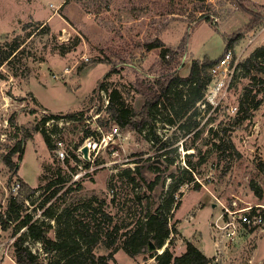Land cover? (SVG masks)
Listing matches in <instances>:
<instances>
[{"label":"rangeland","instance_id":"rangeland-1","mask_svg":"<svg viewBox=\"0 0 264 264\" xmlns=\"http://www.w3.org/2000/svg\"><path fill=\"white\" fill-rule=\"evenodd\" d=\"M244 4L264 17V0ZM250 19V12L230 0H0V58L7 43L23 41L32 33L11 62L0 61V212L5 210L10 186L14 189L20 179L39 188L29 208L36 220L54 225L53 237L60 227L43 215L50 206L59 214L69 210L61 220L64 229H72L75 219L91 218V207L101 206L125 228L154 209L162 189L151 193L147 183L155 178L157 165L165 169L164 157H158V145L149 139V130L123 129L109 120L105 106L111 92L118 90L124 103L140 113L144 105L140 91L159 89L169 76H189L196 60L217 61L228 47L237 52L245 48L251 37L243 29ZM252 30L253 43L244 60L264 46V18ZM157 40L170 50L166 59L162 48H149ZM253 75L264 79L254 72L239 77L218 105L199 107L200 125L193 131L182 128L188 124L186 115L175 124L165 121L169 111L150 124L161 139L173 143L167 156L174 164L163 172V193L188 178L183 172L189 169L188 161L195 167V181L179 186L175 195L182 204L170 224L179 234H173L172 245L167 241L166 247L176 256L186 251L189 240L204 246L201 251L212 259L211 264H264V224L241 227L234 239L214 229L224 212L221 203L237 209L253 207L264 214V101L255 106L263 98L258 91L264 84ZM247 89H251L250 98L244 102ZM79 112L83 116L62 130L67 147H77L87 127L100 125L99 120L108 121L107 126L100 125L106 134L119 128L117 135L108 138L109 147L103 141L99 144L96 151L102 152L89 168L73 152L69 159L59 160L39 129L46 115ZM20 139H24L25 153L22 160L18 154L12 156L18 167L9 183L12 170L5 158ZM220 141L235 146L231 165L230 151L220 153L215 146ZM184 144L193 148L186 150ZM192 153V158L186 157ZM124 171H130V176L122 175ZM172 172L176 178L169 177ZM59 173L65 183L48 202L51 191L46 188L56 183ZM77 173L81 176L75 179ZM195 182L200 184L198 190H194ZM96 223L102 231L108 228L100 215ZM26 231L21 228L18 236ZM13 232L0 228V264L15 262ZM120 234L109 264H157L160 250L145 247L131 257ZM216 238L220 240L217 247ZM26 245L46 263L55 260L56 254L44 253L38 241L28 239ZM111 250L99 244L95 253L108 255Z\"/></svg>","mask_w":264,"mask_h":264},{"label":"trees","instance_id":"trees-1","mask_svg":"<svg viewBox=\"0 0 264 264\" xmlns=\"http://www.w3.org/2000/svg\"><path fill=\"white\" fill-rule=\"evenodd\" d=\"M235 6L245 11L250 12L251 19L249 23L244 27V34L251 31L260 20L264 17L257 15L246 8L244 4L245 0H230ZM240 33L235 39L239 38ZM32 36V33L23 40L19 41L15 39L11 43H7L6 47L2 51V57L0 61L2 63L11 62L12 58L17 55L22 46L26 44L27 40ZM149 48H162L161 54L164 59L169 55L170 50L165 47V44L161 40H157L155 44L150 45ZM216 61L204 59L201 61H194L190 74L187 77H167L164 82L160 84L159 89H145L140 91L144 98V105L140 113L124 103L121 93L118 90H114L110 94V100L108 106L105 108L106 113L109 115V120L116 122L121 128H131L137 132H144L149 130L148 136L154 145H158L159 155L163 156L165 162V169L158 165L154 168L156 176L150 182L147 183V189L151 193H156L158 188H161V193L157 195L155 200V208L148 209L144 215L138 217L132 222L128 228L123 227L122 224L116 223L114 217L106 212L101 206L91 207V218L75 219L71 228H61L62 218L69 212L68 209L57 213L54 207L50 206L45 209L43 215L59 225V230L56 232V237L52 236L54 231V225L48 221L36 220L34 214L30 211V200L37 193L39 188H33L23 180H18L15 183L14 189L10 186V195L7 197V204L5 210L0 212V228L3 231L13 229L14 241L12 247L14 249V260L16 264H109L110 260H114V254L116 249L111 250L114 246H117V242L120 234L123 240V248L126 253L133 257L145 248L150 247L151 244L155 246L157 250L162 249L167 241H170L169 245H172L173 234H179V230L173 224H170V220L173 218L175 211H177L182 200L177 201L175 198L176 192L179 186L185 184H191L195 181L193 172L195 167L191 161H188L189 169L184 170V174L188 175L186 180L178 182L172 189L164 192L165 186V174L163 172L169 171L173 166L174 161L167 156L172 150L173 143L167 140H163L156 134L155 130L150 126L152 120H157L158 117L164 112L169 111L170 117H166L165 121L170 124L177 123V119L186 115V121L188 124L183 125L182 128H187L188 132L197 129L200 125L198 118L201 115L198 103L204 99L205 91L208 83L211 80L209 75L210 67ZM244 75L263 74L264 75V46L256 48L251 55L246 58L241 64ZM254 80H258L264 84V79L261 76L253 75ZM103 90L104 86L101 87ZM100 90V87L99 89ZM263 92V98L256 101V107H259L264 101V88L259 89V93ZM251 89H247L244 94V102L250 98ZM253 100H256V95L253 96ZM174 105H173V104ZM171 105V107H168ZM159 106L163 108L160 109ZM208 106L212 108V105ZM238 108V107H237ZM242 107L240 111H243ZM83 116L82 112L70 113L68 115H54L49 114L44 116L42 124L45 122L60 118L77 119ZM100 125L105 127L109 123L108 121L103 123L99 120ZM40 131L44 133V141L49 149L53 151L54 147L50 137L47 135L44 129L39 127ZM95 132L91 127L85 130L83 137L81 138L79 145ZM17 137V136H15ZM24 139L17 140L14 148L11 150L10 155L5 158L6 165L12 170L9 183L12 182V178L16 175L18 163L12 161V156L18 154L20 160L24 157ZM215 146L220 153L230 151L231 163L235 161L237 152L235 146L229 142H215ZM186 150H190L193 147L184 144ZM236 152V153H235ZM194 153L187 154V158H192ZM87 168L90 163L85 164ZM122 175L130 176V171H124ZM169 177L176 178L174 172L169 173ZM134 180V179H131ZM56 183H50L46 190L51 191L47 201L55 197L62 188V184L65 183V179L60 177L55 181ZM60 184V187H56ZM56 188H55V187ZM54 187V189H52ZM200 184L195 182L194 190H198ZM71 190V189H70ZM69 190V191H70ZM34 205V204H33ZM3 204H0V208ZM37 208V206L35 207ZM101 218L107 223L108 228L102 231L96 223L97 217ZM26 228L25 235L18 236L19 230ZM28 239L38 241L41 243L44 253H55V260L46 263L42 259L40 254L34 253L27 245ZM102 244L105 248L110 249L108 255H96V247ZM157 264H211L212 259L208 258L194 243L191 241L186 242V251L176 256L169 249H166L156 256Z\"/></svg>","mask_w":264,"mask_h":264},{"label":"built area","instance_id":"built-area-1","mask_svg":"<svg viewBox=\"0 0 264 264\" xmlns=\"http://www.w3.org/2000/svg\"><path fill=\"white\" fill-rule=\"evenodd\" d=\"M254 35L255 30L249 31L248 36L251 38L248 39V43L245 48L237 52L233 47H228L224 55L210 67L209 75L211 80L207 85L204 99L198 103L199 107L205 108L208 104L212 105L213 107L218 105V103L224 97H226V93L230 85H233L239 77L244 76L245 71L243 70L241 64L244 61L243 56L247 47L253 43L252 38ZM168 56L169 55H167V57ZM108 104L109 101H107V105L105 107H107ZM237 109L238 108L235 107L233 110L236 111ZM72 120L74 119H52L41 125V129H44L47 135L50 137L54 147L53 152L56 154L59 160L65 161L69 159L70 153L73 152L79 162L84 164L86 162L93 165L99 154L102 152L101 149L96 151V149L99 147V144L103 141L105 142V146L107 148L109 144L108 138L112 139V137L119 133L118 125L113 128L110 133L106 134L101 126L95 123L94 127L91 128L92 131L95 132L94 135L86 138L83 143L77 147L75 145L67 147V145H65L61 139V135L62 130L66 125H70L73 122ZM86 121L88 124H90V121ZM85 147L88 149L87 155L84 153ZM80 176L81 174L77 173L75 175V179L79 178ZM221 205L224 212L219 217H217V222L214 224V229L219 232H225L227 237L230 239H234L240 234L239 229L241 227L256 228L262 227L264 224V214L256 211V209L253 207L237 209L225 206L222 203ZM219 243V238H216L215 246L217 247Z\"/></svg>","mask_w":264,"mask_h":264},{"label":"crops","instance_id":"crops-1","mask_svg":"<svg viewBox=\"0 0 264 264\" xmlns=\"http://www.w3.org/2000/svg\"><path fill=\"white\" fill-rule=\"evenodd\" d=\"M182 233V232H181ZM200 250H202L203 252L205 251V249H204V246L202 247V246H200L199 245V243H194ZM12 264H16V262H12Z\"/></svg>","mask_w":264,"mask_h":264},{"label":"water","instance_id":"water-1","mask_svg":"<svg viewBox=\"0 0 264 264\" xmlns=\"http://www.w3.org/2000/svg\"><path fill=\"white\" fill-rule=\"evenodd\" d=\"M87 152H88V149L85 147V148H84V153H85V155H87ZM150 247H151L152 249L157 250L153 244H151ZM163 250H164V248H163ZM157 251H158V250H157Z\"/></svg>","mask_w":264,"mask_h":264},{"label":"bare ground","instance_id":"bare-ground-1","mask_svg":"<svg viewBox=\"0 0 264 264\" xmlns=\"http://www.w3.org/2000/svg\"><path fill=\"white\" fill-rule=\"evenodd\" d=\"M263 207V206H262ZM166 245H167V243L165 244V246L164 247H166ZM163 252V249H160V253H162Z\"/></svg>","mask_w":264,"mask_h":264}]
</instances>
